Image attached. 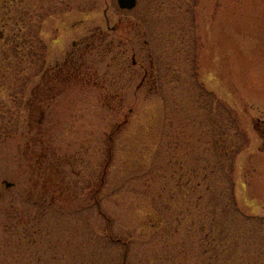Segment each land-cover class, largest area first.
<instances>
[{"label": "rangeland", "instance_id": "rangeland-1", "mask_svg": "<svg viewBox=\"0 0 264 264\" xmlns=\"http://www.w3.org/2000/svg\"><path fill=\"white\" fill-rule=\"evenodd\" d=\"M0 264H264V0H0Z\"/></svg>", "mask_w": 264, "mask_h": 264}, {"label": "flooded vegetation", "instance_id": "flooded-vegetation-1", "mask_svg": "<svg viewBox=\"0 0 264 264\" xmlns=\"http://www.w3.org/2000/svg\"><path fill=\"white\" fill-rule=\"evenodd\" d=\"M124 10H129V9H124ZM100 31L101 32H92L91 36L89 35L90 40L87 42V44L83 45L82 43L83 39L74 42V50L67 51L62 61L57 60V62L54 65H51L50 67H46L42 71L40 80L36 85L38 94L41 96V98L37 100V101L40 100V103L36 102V104H34L33 107H36L37 109L39 107H42L44 104H47L46 100H43L46 99L45 97L47 98L48 96L56 97V95L64 94V92H66L70 88L69 85L75 82V79H80V81H84V80L89 81L88 77L90 76V70L86 67L87 63H85V58L89 53L93 52L92 49L98 47L101 44H104L103 39L105 36L103 35L102 30ZM82 45L83 47L86 45L83 50H82L83 47H81ZM47 156L48 154H46L45 157ZM64 177L62 175V169H61L60 175L59 176L56 175L55 178V180L60 178L59 183L54 184L55 188H52V190L54 192H57L59 190V193L61 195H64V192H66L67 196H69L70 184L67 182H66L67 185L64 184L65 181ZM53 196L55 198L56 194Z\"/></svg>", "mask_w": 264, "mask_h": 264}, {"label": "trees", "instance_id": "trees-1", "mask_svg": "<svg viewBox=\"0 0 264 264\" xmlns=\"http://www.w3.org/2000/svg\"><path fill=\"white\" fill-rule=\"evenodd\" d=\"M38 91V90H37ZM34 92H36V90L34 89ZM57 96V95H56ZM55 96H48V98L47 97H45L46 99H43V100H46V102H49L50 103V101L54 98ZM34 98H36V99H40L41 98V96L36 92L35 94H34ZM35 99V100H36ZM32 100V99H31ZM30 100V105H32V107H33V105L34 104H36V101H35V103L34 104H32V101ZM50 100V101H49ZM37 103H40V100L37 102ZM31 111H32V113H31V115H32V117L37 113V110H35V109H31ZM36 112V113H35ZM110 137H112V136H110ZM47 154V153H46ZM198 167H196V168H194V171H195V173H194V175H195V178L196 179H198V176H199V174H198ZM206 175H208V174H206ZM183 176V175H182ZM207 178L208 179H210V177L209 176H207ZM212 178V177H211ZM197 185H198V183H197Z\"/></svg>", "mask_w": 264, "mask_h": 264}, {"label": "water", "instance_id": "water-1", "mask_svg": "<svg viewBox=\"0 0 264 264\" xmlns=\"http://www.w3.org/2000/svg\"><path fill=\"white\" fill-rule=\"evenodd\" d=\"M136 1L137 0H118V3L122 8H133L136 5ZM5 183L8 187L12 185L9 181H5Z\"/></svg>", "mask_w": 264, "mask_h": 264}]
</instances>
